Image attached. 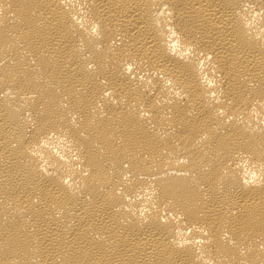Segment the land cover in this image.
<instances>
[{"label":"bare ground","instance_id":"1","mask_svg":"<svg viewBox=\"0 0 264 264\" xmlns=\"http://www.w3.org/2000/svg\"><path fill=\"white\" fill-rule=\"evenodd\" d=\"M0 264H264V0H0Z\"/></svg>","mask_w":264,"mask_h":264}]
</instances>
